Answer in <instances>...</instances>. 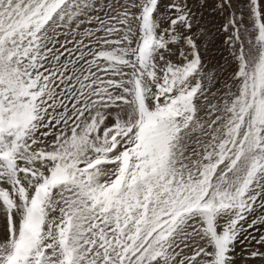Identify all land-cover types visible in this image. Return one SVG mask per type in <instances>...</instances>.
<instances>
[{"label":"snow or ice","instance_id":"1","mask_svg":"<svg viewBox=\"0 0 264 264\" xmlns=\"http://www.w3.org/2000/svg\"><path fill=\"white\" fill-rule=\"evenodd\" d=\"M262 229L264 0H0V264H264Z\"/></svg>","mask_w":264,"mask_h":264},{"label":"rangeland","instance_id":"2","mask_svg":"<svg viewBox=\"0 0 264 264\" xmlns=\"http://www.w3.org/2000/svg\"><path fill=\"white\" fill-rule=\"evenodd\" d=\"M262 230H264V229H262ZM247 244H248V242L244 241L242 245H239L238 246V253L244 254L247 250Z\"/></svg>","mask_w":264,"mask_h":264}]
</instances>
